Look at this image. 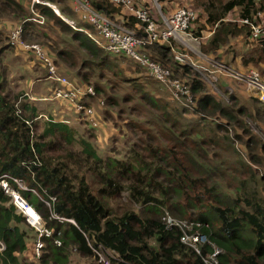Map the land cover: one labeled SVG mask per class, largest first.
<instances>
[{"label":"trees","instance_id":"16d2710c","mask_svg":"<svg viewBox=\"0 0 264 264\" xmlns=\"http://www.w3.org/2000/svg\"><path fill=\"white\" fill-rule=\"evenodd\" d=\"M46 1L55 4L65 16L73 18L77 13L83 18L76 11L75 0ZM90 1L96 11L136 31L139 37L145 35L144 23L123 6L109 0ZM198 2L208 15V24L215 26L219 21L212 37L206 38L201 34L207 25H200L195 31L205 40L202 46L204 53L216 55L230 36H246L264 51V37L250 39L248 25L223 20L237 9L240 18L257 21L254 17L264 12V0ZM144 3L150 5L151 1ZM9 16L18 19L19 24L14 28L22 26L24 40L38 38L40 27L49 26L53 29L50 31L55 32L54 28L59 26L60 32L69 34L72 40L78 42L75 46L77 52H84L83 55L95 59L91 61V67L100 69V74L109 71L108 77L122 78L110 55L129 58L142 67L125 54H113L102 48L85 31L68 24L44 3L0 0V38L2 23ZM33 17H43L44 23L33 20ZM156 17L162 26L157 14ZM88 25L93 28L92 24ZM83 29L92 31L87 27ZM46 36L49 38L50 34ZM41 45L53 55L45 45ZM10 46L19 47L11 42L0 47V59ZM258 48L254 49L255 53L241 54L240 62L244 69L261 65ZM146 50L153 60L170 68L173 76L189 85L193 95V102L189 105L201 115V119L218 118V130L228 132L233 125L248 138L237 132L233 140L226 135L222 140L213 138V141L212 138L199 137L194 130L181 128L183 122L176 113L181 116L187 107L179 111L168 103L163 104L159 97L144 90L141 83L140 86L135 84L134 93L124 96H128L130 101L136 98L134 105L130 107L128 104L120 109L128 119L123 124L128 127V133L124 135L127 136L124 142L126 150L100 153L94 140H100V134L93 129L79 133L68 121L47 118L39 130V109L22 91L14 93L6 69L0 67V175L8 174L22 180L29 190L21 189V195L40 214L45 227L52 231L50 236L43 237L45 246L39 262L67 264L70 252L75 251L89 258L87 264H104L94 256L91 243L104 245L112 253L115 264H205L191 247L180 241L177 228H168L162 222L161 214L166 208L176 217L199 220L205 224L203 232L222 249L219 264H264V172H259L260 167H264V140L255 135L246 120L249 117L258 118L259 107L252 100L260 101L251 97L250 101L241 102L240 97L234 94H229V100H225L214 93L203 74H193L195 67L175 59L177 49L174 41H160ZM25 52L35 57L32 52ZM57 52V57L67 63L75 53L73 49L66 48ZM190 55L195 58L194 54ZM53 56L57 63L56 56ZM172 58L173 65H170ZM44 68L48 76L49 71ZM260 75L264 81V71ZM83 79L91 84L88 71L83 74ZM124 81L132 84L134 80L129 78ZM94 87L100 97L103 87L99 83ZM124 97L122 99L127 103L128 99ZM106 102L110 106L118 104L113 96L107 97ZM118 131L116 138H123ZM61 139L65 140L64 145H58ZM225 140L244 142L248 162L229 168L228 163L217 157L220 156L218 152L211 154V146L221 145ZM230 169L233 172L227 176ZM240 172L245 176L235 182L239 177L236 174ZM89 176L96 184L94 188ZM230 176L232 179H226ZM219 177L224 183L219 182ZM12 184L18 188L13 181ZM30 189H35L37 193ZM123 191L128 192L132 201L144 207L145 212L130 208L115 214L109 202ZM48 195L57 197L53 211L42 200ZM11 199L0 185V238L6 245L5 251L0 252V264H34L25 261L24 253L31 248L30 239L36 238L37 233L31 236L23 227L28 225L26 217L17 212ZM52 213L73 219L75 223L60 221ZM57 239L61 240V245L56 244Z\"/></svg>","mask_w":264,"mask_h":264},{"label":"rangeland","instance_id":"374dc122","mask_svg":"<svg viewBox=\"0 0 264 264\" xmlns=\"http://www.w3.org/2000/svg\"><path fill=\"white\" fill-rule=\"evenodd\" d=\"M41 1L49 2L46 0ZM159 3L163 7V4L160 2V0ZM183 6L194 8L198 14V19L192 23L189 29V32L192 31L190 32L192 37H185L183 40L174 39V46L177 49L176 52L194 54L193 56H195V58H193L196 61L195 63L197 66L194 70L195 73L193 74H196L197 72L199 74H203L204 79L210 82L209 86L211 87L212 91L217 95L219 94V96H222L225 100H229V94L237 95L240 97L241 102H244V100L250 101L251 97L257 98L244 81L238 80L230 74L220 73L219 67L220 65H226L235 70H247L242 67L243 64L240 62L241 54H246L249 51L255 53L256 51L254 49L258 48V44L250 42L246 36H230L228 41L220 47V50L218 52L216 51V55H207L203 52L204 50L202 48L203 44L205 43L203 41L205 40H202L199 37L201 34H204V37L206 38L212 37L215 34V28L219 25V21L216 22L215 26L208 24V15L204 9L200 7V2H198V0H185V2L182 0V2H177L176 8ZM62 15L67 20L74 21V25L82 26L80 28L87 27L88 29L94 31V28H91V26L88 25V21L85 18H81L77 13L76 17L73 18L65 16L64 14ZM241 19L242 18L239 17L237 9L231 11L227 17L223 18L224 21L246 25ZM254 19L257 21L264 19V12H259L257 16L254 17ZM18 24V19L14 16H9L5 21H3V33L0 38V47L9 44L10 32ZM203 24L207 26L201 30L202 32L200 36H198L195 31H198L199 26ZM47 27L38 28V30L41 32L38 34V38L28 37L25 39V41L29 43H41L45 45L53 53V55L56 56L60 74L66 75L74 85L85 84L86 82H84L85 80L83 79V74L88 71L89 78H91L89 82L92 85L99 83L103 87V90L101 93H99L100 97L97 95L93 98H88L87 101V103L94 108L95 118L99 122L97 127H93L88 121L80 119L79 114L76 113L73 108H70L58 99L52 98L54 82L47 78V71L44 66L37 61V58L26 53L19 47L15 48L10 46L8 50L4 51L3 56L0 59V67L2 69H6L9 76L10 86L14 93L22 91L39 109V114L41 116L38 125L39 130L42 128V125L47 118H53L57 121H68L76 128L79 133H83L85 129H93L96 133L99 132L100 140H94L100 153L121 149L125 151L127 145L124 144V142L127 136L124 135L128 133V127L123 124L128 122V119L125 112H120V109H124V107L128 106V104L130 107L134 105L136 98L134 101H130L127 98L128 96H124L127 93H134V90L136 89L135 84L140 86L141 83H143V89L151 92L154 96L159 97V101H161L163 104L168 103L172 107H177L179 111H181L184 107H187V111L180 114L181 116L176 113V116L179 118V120L183 122L181 128L186 127L192 131L194 130L199 137L212 139L216 138L219 140H222L223 137H226V135H229L231 139H235L234 133H242L241 129L236 128L233 125H231L228 132H223L220 129L218 130L216 128V123L220 120L218 118L206 117L205 120L201 119V115L194 112L186 98L174 97L168 88L152 78L144 71L142 67L129 58L110 55V59L112 60L116 71L122 78L108 77L109 71H105L100 74V69H93L91 67V61H94V58L83 55L84 52H77L75 48V46L78 45L77 41L72 40L69 34L60 32L61 30H59V26L54 28L56 29L54 30L55 32L50 31L52 28L50 29V27ZM47 34H50L49 38H47ZM61 48H66L69 50L73 49V51H75L73 57L70 59V62L67 63L64 59L57 57V51H59ZM258 52L261 53L260 55L262 61L261 65L254 69H257L262 74L264 71V51H261V49L258 48ZM86 60L88 62H86ZM169 64L173 65V58ZM129 78L134 80L132 84H128L124 81L125 79ZM209 89L210 88L208 87V90ZM109 96L115 97V99L118 101V104L115 106L108 105L106 98ZM123 97L128 99L127 103L122 99ZM252 103L257 104L259 107V115L256 111L258 118L249 117L246 118V120L252 131H254L255 135L260 140H264V106L255 100H252ZM143 114L149 115L148 113ZM115 127H117V129H115ZM118 130L121 131L123 138L120 136L116 138V134L119 132ZM242 134L244 135L245 139L248 138V135L244 133ZM64 142L65 140L61 139L58 145H64ZM210 152L211 154L213 152H218L220 156L217 157L222 158L225 163H228L229 168H232L233 166L236 167L239 165V163L248 162V150L246 149L244 142L234 141V143H232L231 140H225L221 145H212ZM253 165L255 166V164ZM252 168L254 169V167ZM231 172H233V169L228 170L226 175H231ZM259 172H264V167H260ZM236 175L239 177L235 182H237V180L240 181V177L243 175L245 176V173L240 172ZM88 178L94 188L96 184L93 181V178L91 176ZM226 179H232V176L227 177ZM219 182L224 183V180L219 177ZM109 204L113 207L115 214H121L126 209L130 208L141 213L145 212L144 207L130 199L127 191H123L120 196L110 200ZM17 210L20 211L18 207ZM27 223L29 226L25 224L23 227L26 228L31 236L36 235L37 230L35 227L31 225L28 220ZM32 238L30 241L34 242L35 238ZM105 255H108V253L106 252ZM94 256L96 257L95 253ZM24 258L28 263L41 264L33 257L30 248L24 253ZM88 261V257H84L79 253L72 251L69 254V261L67 264H87Z\"/></svg>","mask_w":264,"mask_h":264},{"label":"built area","instance_id":"2783aa9c","mask_svg":"<svg viewBox=\"0 0 264 264\" xmlns=\"http://www.w3.org/2000/svg\"><path fill=\"white\" fill-rule=\"evenodd\" d=\"M109 1L118 6H123L126 10L136 15V17L144 23L145 35L139 37L136 31L96 11L92 7L90 0H75L76 11L82 15L88 23L92 24L94 31H87L83 28L76 27V25L73 24L74 21L67 20L55 4L43 2L41 0H33V3L38 2L49 5L73 27L85 31L99 46L113 54H125L138 61L147 73L168 88L174 97H184L189 103H192L193 95L189 85L180 78L173 76L170 68L153 60L146 48L160 41H174V39L183 40L185 37H192L189 29L192 23L198 18L196 10L192 7L183 6L176 8L170 14H166L163 12L159 0H152L150 5H145L143 0ZM156 14L161 19L162 26L158 24ZM33 20L41 24L44 23L43 17H33ZM241 20L250 27V39L256 40L260 37H264V19L254 21L249 18H242ZM21 32V25L17 28H13L10 34V42L12 44H17L24 51L32 52L43 66L48 69L49 75L47 78L54 82L52 98L58 99L70 108H73L76 113L79 114L80 119L88 121L93 127H97L99 122L95 118V110L87 103L88 98H93L97 95L94 85L86 83L74 85L66 75L60 74L55 57L49 54L41 44L29 43L22 39ZM199 38L203 39L202 37ZM175 59L184 64H191L195 68L197 66L192 56L188 53L176 52ZM219 71L220 73L230 74L236 79L244 81L264 106V81L261 79L260 72L257 69L251 68L240 71L226 65H220ZM12 181L17 184L18 188L13 186ZM0 185L5 192L12 197L11 202L15 204L16 207V195L14 192L16 191L21 194V189L29 190L21 179L8 174L0 175ZM30 190L37 193L35 189ZM56 199L57 197L54 195L42 197V200L52 211ZM27 204L30 203L27 201ZM17 212H22L26 219L37 230V237L34 242L31 243L30 249L33 257L39 261L43 255L45 246L43 237L50 236L52 231L45 227L42 217L38 212V215L36 214V216L31 217L21 210H17ZM52 216L60 221L74 222L73 219L55 213H52ZM161 219L168 228H177L180 231V241L191 247L202 258L205 264H219V256L222 253V249L212 243L208 235L203 232L202 229L205 225L203 222L176 217L166 208L163 209ZM56 244L61 245V240L57 239ZM89 244L100 262L104 264H115L112 261V253L108 251L104 245ZM5 249L6 245L0 238V252H4ZM106 252L108 255H105Z\"/></svg>","mask_w":264,"mask_h":264},{"label":"bare ground","instance_id":"6f19581e","mask_svg":"<svg viewBox=\"0 0 264 264\" xmlns=\"http://www.w3.org/2000/svg\"><path fill=\"white\" fill-rule=\"evenodd\" d=\"M15 199H16V204L17 207L19 208V210L25 212L27 215L31 216H36V214L38 215L37 211L35 210V208L33 206H31L30 204H27V200L18 192H14Z\"/></svg>","mask_w":264,"mask_h":264},{"label":"crops","instance_id":"0c3cea01","mask_svg":"<svg viewBox=\"0 0 264 264\" xmlns=\"http://www.w3.org/2000/svg\"><path fill=\"white\" fill-rule=\"evenodd\" d=\"M144 2H152V0H143ZM161 3L164 6V10L166 11L167 14H170L171 12H173L176 7H177V2H182V0H160ZM185 2V0H184ZM60 16V15H59Z\"/></svg>","mask_w":264,"mask_h":264}]
</instances>
